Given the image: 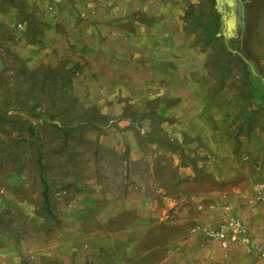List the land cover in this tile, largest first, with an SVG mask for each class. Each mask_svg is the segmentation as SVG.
Masks as SVG:
<instances>
[{"label": "rangeland", "instance_id": "1", "mask_svg": "<svg viewBox=\"0 0 264 264\" xmlns=\"http://www.w3.org/2000/svg\"><path fill=\"white\" fill-rule=\"evenodd\" d=\"M248 9L232 47L264 80V0ZM215 12L213 0H0V264H264L250 175L219 169L232 155L213 138L184 137L181 104L156 107L204 73L210 93L246 98L239 126L264 125V82L251 98L249 70L205 29ZM159 56L170 71L155 88Z\"/></svg>", "mask_w": 264, "mask_h": 264}, {"label": "crops", "instance_id": "2", "mask_svg": "<svg viewBox=\"0 0 264 264\" xmlns=\"http://www.w3.org/2000/svg\"><path fill=\"white\" fill-rule=\"evenodd\" d=\"M213 2L215 8V0H213ZM221 31L220 20L216 33L217 37H219L218 34ZM220 37L223 40L225 48L232 54L230 61L237 62L239 58L241 60V67L244 66L243 68L249 70L246 73L249 77V82H251L250 85L246 86L250 91L249 96L252 98L251 94L253 93L259 98L262 93L261 91H263L261 83H263L264 80L259 77V70H255L258 65L253 61L252 62L256 66L251 64L250 55H248L247 58H244L236 48L232 47L238 38H226L222 34ZM156 59L158 60V63H162L163 65L161 66V70L155 69V88L157 87V80H162V75L160 76V74L170 71L168 63L171 62V60H162L163 57L160 56ZM203 74L204 73L200 74V81L195 80L194 82H189L187 77H185V82L183 83L184 95L182 94L183 96L181 98H177L175 95L169 96L170 98L168 97V99L171 102H169L168 105H166L165 102H161L156 106L159 108L158 114H164L167 116H170L171 114L175 115L177 105L181 104L183 107V110L181 111V115L184 117L183 121L193 125L191 129L190 127L185 129L186 132L184 137L187 139L198 140V143L196 144H199V141H201L202 144H205V147L207 145L205 141L209 138H213L217 142V146L214 148L213 152L221 156L232 155V162L230 165H228V163H220V160L217 161V165L220 167L219 169L222 171L231 170L234 175H240L239 177H243L245 173L249 174V181H253L250 185L258 188L259 197L264 198V125H254L253 129L248 124H242V126H239L240 124L238 125L237 123H239L242 116H244L246 98H241V104H238L236 95L232 90L233 88L230 87H221L215 90L214 93H210L206 82H203V77H201ZM191 79L193 81L192 75ZM162 88L166 87L163 86ZM162 88L159 86L158 91L163 92L165 89ZM167 91H170L169 87H167ZM163 97L164 96L160 94L155 96V99H162ZM247 98L249 99V97ZM252 100L254 102L251 103V112H247L248 114L257 113L260 110L259 103L256 105L255 100ZM256 102L258 101L256 100ZM260 105L264 104L261 102ZM175 119L177 120V116H175ZM262 123L264 124V122ZM237 125L238 127H236ZM231 136L235 140V143L231 148L223 147L224 144L222 143ZM254 161L260 163L256 168L252 164ZM253 172L260 174L261 176L253 177L251 176V173Z\"/></svg>", "mask_w": 264, "mask_h": 264}, {"label": "water", "instance_id": "3", "mask_svg": "<svg viewBox=\"0 0 264 264\" xmlns=\"http://www.w3.org/2000/svg\"><path fill=\"white\" fill-rule=\"evenodd\" d=\"M249 2L250 0H215V9L220 15L222 29L218 36L222 34L226 38L239 37L243 42L242 49L248 36ZM240 28L242 30L239 35Z\"/></svg>", "mask_w": 264, "mask_h": 264}, {"label": "trees", "instance_id": "4", "mask_svg": "<svg viewBox=\"0 0 264 264\" xmlns=\"http://www.w3.org/2000/svg\"><path fill=\"white\" fill-rule=\"evenodd\" d=\"M214 21L215 22H207L206 26H205V29L208 31V35L210 36V38L212 39H216L217 36H216V33H217V29H218V26H219V23H220V15L218 13L215 12V17H214ZM216 26V29L214 30L212 27H215ZM211 42V41H209ZM222 48H224L223 44H222ZM31 132H33V130L30 128L29 129ZM42 159V157L39 159V162H40V165H42V162L40 161ZM42 170L40 172V175H41V180H42V183L44 185V190H43V196H44V203L45 205L47 206V209L50 208V198H49V185L44 177V170H43V166H41Z\"/></svg>", "mask_w": 264, "mask_h": 264}, {"label": "built area", "instance_id": "5", "mask_svg": "<svg viewBox=\"0 0 264 264\" xmlns=\"http://www.w3.org/2000/svg\"><path fill=\"white\" fill-rule=\"evenodd\" d=\"M232 225H233L234 227L237 228V230H238V232H239V234H240V237H241L243 240H247V239H248V238H247V235H246V231H245V229H244V227H243V224H242L240 221L235 220L234 222H232ZM222 235H223V234H222ZM253 247H254L255 249H259V246H254V245H253Z\"/></svg>", "mask_w": 264, "mask_h": 264}]
</instances>
